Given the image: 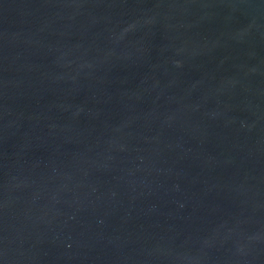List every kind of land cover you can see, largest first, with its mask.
<instances>
[{"label":"water","instance_id":"obj_1","mask_svg":"<svg viewBox=\"0 0 264 264\" xmlns=\"http://www.w3.org/2000/svg\"><path fill=\"white\" fill-rule=\"evenodd\" d=\"M0 264H264V0H0Z\"/></svg>","mask_w":264,"mask_h":264}]
</instances>
